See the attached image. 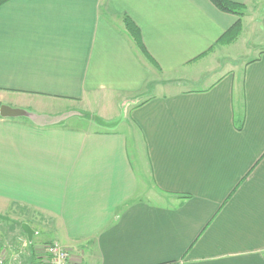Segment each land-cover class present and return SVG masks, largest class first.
<instances>
[{"label": "crops", "instance_id": "0c3cea01", "mask_svg": "<svg viewBox=\"0 0 264 264\" xmlns=\"http://www.w3.org/2000/svg\"><path fill=\"white\" fill-rule=\"evenodd\" d=\"M230 1L256 56L217 72L237 17L209 0L0 6V101L47 111L0 117V213L37 212L78 264H264V0ZM65 103L92 120L64 127Z\"/></svg>", "mask_w": 264, "mask_h": 264}, {"label": "rangeland", "instance_id": "374dc122", "mask_svg": "<svg viewBox=\"0 0 264 264\" xmlns=\"http://www.w3.org/2000/svg\"><path fill=\"white\" fill-rule=\"evenodd\" d=\"M243 15H244V12H243ZM246 27L249 30V35L247 32V29L244 28L241 22V30L233 40L218 42V45L214 49H211L210 52H208V54H206L205 57H208L210 55L208 57V66H212L211 68L213 69L210 68L211 70L215 72L217 69L223 68V66L227 68L229 64H233L234 62H238L242 60H248L256 56V54L253 52L255 45H252V42H251L252 37H250V35L252 34L253 36L254 35L257 36L256 34H259L258 27L257 26L251 27L250 23L246 24ZM262 37L264 36L262 35ZM130 39L133 41L134 45L136 46L134 40L131 37ZM136 48L139 49L138 46H136ZM140 51L142 52V50ZM143 54L147 56V53L145 50L143 51ZM215 65L216 67H214ZM151 83L153 82H150L146 86V88L144 89L143 95L138 96V99H136V103L140 102L142 98H145L151 92L153 93L162 92L161 90H158L157 88L152 89ZM7 102L9 106H13V109H18V110L24 111V113L27 115H31L30 113L32 112V110L25 107V106L29 107V104L31 105L30 102L23 103V102L17 101L16 103L15 101L11 102L9 100ZM4 103L5 101L3 100L0 101V106ZM65 104H66L64 107V111L66 112L64 114L65 119L62 120L64 127L81 128L83 125L86 124L85 121L88 122L89 120H92L90 119L91 114H89L90 118H86L82 115L83 112L81 110H78V109L71 110V108H73V105L70 103H65ZM15 106H24V108L23 109L16 108ZM31 106L33 107V110H34L33 113L47 112V111H42L41 108L40 109L35 108L34 105H31ZM73 111L79 112L81 113V115H76L73 113ZM37 114L38 113H35L34 115L32 114L31 117L30 116H27V117L33 123H36L38 121ZM121 118L122 117H116L115 119H112L113 121H115V125H110V126L106 125L104 126V128L105 129L106 128L108 129L111 127L116 128V126L117 128L121 127L122 126L121 123L120 122H119L120 124L118 123V121H120ZM89 126L95 128L96 123L92 122L90 123ZM84 129H87V128L84 127ZM142 162L144 163L143 159H142ZM5 210L6 212L0 213V255L2 256L4 260V264H30L32 259L34 260L35 258H36V261L43 262V259L45 260V253L43 249L45 245L49 243H41L40 241L50 240L52 238L49 237L47 233H45L44 235L40 234V235L31 237V239L28 240L26 233L22 229V225L25 224L31 230H35L38 232L40 228L37 227V224H35V221L37 222V220L40 219V215L37 214V212L33 211L32 209L27 208L22 205H15L11 209L8 208ZM43 231H45V229L41 230V232Z\"/></svg>", "mask_w": 264, "mask_h": 264}, {"label": "trees", "instance_id": "16d2710c", "mask_svg": "<svg viewBox=\"0 0 264 264\" xmlns=\"http://www.w3.org/2000/svg\"><path fill=\"white\" fill-rule=\"evenodd\" d=\"M9 0H0V6L8 2ZM211 4L217 8L219 11L235 15L237 20L235 23L221 36L218 42L231 41L233 40L241 30V17L243 15L244 7L240 4L234 3L230 0H209ZM124 26L129 36L134 40L136 46L139 47L142 52L144 47L141 42L139 29L134 25V23L127 17H124Z\"/></svg>", "mask_w": 264, "mask_h": 264}, {"label": "built area", "instance_id": "2783aa9c", "mask_svg": "<svg viewBox=\"0 0 264 264\" xmlns=\"http://www.w3.org/2000/svg\"><path fill=\"white\" fill-rule=\"evenodd\" d=\"M45 260L39 261L38 264H78L71 261L68 251L58 242H51L44 247ZM0 264H4V260L0 255Z\"/></svg>", "mask_w": 264, "mask_h": 264}, {"label": "water", "instance_id": "95a60500", "mask_svg": "<svg viewBox=\"0 0 264 264\" xmlns=\"http://www.w3.org/2000/svg\"><path fill=\"white\" fill-rule=\"evenodd\" d=\"M23 114H25L24 111H21L18 109H13V108L8 107L6 105L0 106V117L12 118V117L21 116ZM22 229L26 233L28 240H30L32 235H33V231L25 224L22 225Z\"/></svg>", "mask_w": 264, "mask_h": 264}]
</instances>
